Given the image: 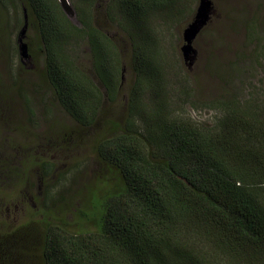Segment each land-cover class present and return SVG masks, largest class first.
Masks as SVG:
<instances>
[{
  "label": "trees",
  "instance_id": "obj_1",
  "mask_svg": "<svg viewBox=\"0 0 264 264\" xmlns=\"http://www.w3.org/2000/svg\"><path fill=\"white\" fill-rule=\"evenodd\" d=\"M100 1L73 0L77 26L65 0H0V115L11 114L9 92L20 88L10 30L26 13L40 86L79 126L43 139L69 147L90 131L102 168L78 199L60 195L39 218L0 233V264H264V102L222 100L214 126L180 113L145 26L150 12L180 1L107 0L106 15L118 13L130 37L123 56ZM80 40L87 70L67 54ZM126 59L134 79L123 93Z\"/></svg>",
  "mask_w": 264,
  "mask_h": 264
},
{
  "label": "rangeland",
  "instance_id": "obj_2",
  "mask_svg": "<svg viewBox=\"0 0 264 264\" xmlns=\"http://www.w3.org/2000/svg\"><path fill=\"white\" fill-rule=\"evenodd\" d=\"M65 1L69 20L79 26L73 0ZM103 1L105 25L123 56L131 46L129 35L120 26L125 20L112 11L114 19H110L105 13L108 1ZM179 1L172 10L150 12L145 22L156 41L166 88L171 90L179 112L214 126L224 117L222 100L235 98L243 103L255 98L258 104L263 103L264 0H210L207 23L192 43L196 52L190 67L180 47L183 30L192 21L199 0ZM24 26L25 18L22 28L10 30L11 39L16 41L12 76L21 83L9 92L11 114L0 115V154L11 162L8 170L0 169V233L39 218L38 209L44 204L57 205L60 195L78 199L79 190L85 192L84 187L91 186L102 173L88 140L90 131L81 132L69 147H63L59 140L49 144L43 139L44 134L60 136L71 129L78 131L79 126L47 88L40 86L30 54L21 55L20 43L26 42L27 33V25L25 34L21 33ZM67 51L81 68H89L85 41ZM128 61L122 66L123 93L134 79ZM12 76L8 72L3 77H8V86H12ZM65 216L74 223L71 213Z\"/></svg>",
  "mask_w": 264,
  "mask_h": 264
},
{
  "label": "water",
  "instance_id": "obj_3",
  "mask_svg": "<svg viewBox=\"0 0 264 264\" xmlns=\"http://www.w3.org/2000/svg\"><path fill=\"white\" fill-rule=\"evenodd\" d=\"M210 7H211L210 0H199L192 21L188 23V25L183 30V44L180 47V50L183 55L184 62L189 67L192 65L193 57L196 52L192 44L193 40L195 39L201 28H203V26L207 23V20L209 18ZM24 18H25V26L21 32L22 35L25 34L26 25H27L26 13H24ZM19 41L21 42V39H19ZM20 50H21V55L23 57L29 56L26 42L20 43Z\"/></svg>",
  "mask_w": 264,
  "mask_h": 264
}]
</instances>
